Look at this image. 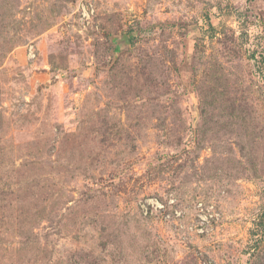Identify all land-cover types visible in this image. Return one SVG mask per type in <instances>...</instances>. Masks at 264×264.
I'll use <instances>...</instances> for the list:
<instances>
[{
	"label": "rangeland",
	"instance_id": "1",
	"mask_svg": "<svg viewBox=\"0 0 264 264\" xmlns=\"http://www.w3.org/2000/svg\"><path fill=\"white\" fill-rule=\"evenodd\" d=\"M78 1L0 0V264H264V0Z\"/></svg>",
	"mask_w": 264,
	"mask_h": 264
},
{
	"label": "built area",
	"instance_id": "2",
	"mask_svg": "<svg viewBox=\"0 0 264 264\" xmlns=\"http://www.w3.org/2000/svg\"><path fill=\"white\" fill-rule=\"evenodd\" d=\"M97 0H79L75 5L76 21L79 26L88 27L91 26L97 16ZM27 60L33 62L38 58V48L35 44H28L26 47ZM140 209L145 216L152 215L154 213H161L165 219L174 217L175 219H181L183 217V211L176 207L175 201L170 200L168 204H164L158 198H147L139 203ZM170 207L172 211H167V207ZM212 210V209H210ZM217 214H212L209 210L197 213L196 221L191 226V230L198 235H202L211 231V224L217 219Z\"/></svg>",
	"mask_w": 264,
	"mask_h": 264
},
{
	"label": "water",
	"instance_id": "3",
	"mask_svg": "<svg viewBox=\"0 0 264 264\" xmlns=\"http://www.w3.org/2000/svg\"><path fill=\"white\" fill-rule=\"evenodd\" d=\"M122 42H123V44H130V41H129V39H128V35L127 34H125L124 36H123V38H122Z\"/></svg>",
	"mask_w": 264,
	"mask_h": 264
}]
</instances>
